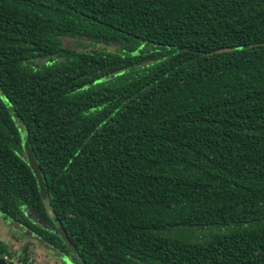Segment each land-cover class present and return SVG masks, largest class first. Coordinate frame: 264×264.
Wrapping results in <instances>:
<instances>
[{
    "label": "trees",
    "instance_id": "obj_1",
    "mask_svg": "<svg viewBox=\"0 0 264 264\" xmlns=\"http://www.w3.org/2000/svg\"><path fill=\"white\" fill-rule=\"evenodd\" d=\"M0 96V212L80 264H264V0H0Z\"/></svg>",
    "mask_w": 264,
    "mask_h": 264
},
{
    "label": "flooded vegetation",
    "instance_id": "obj_2",
    "mask_svg": "<svg viewBox=\"0 0 264 264\" xmlns=\"http://www.w3.org/2000/svg\"><path fill=\"white\" fill-rule=\"evenodd\" d=\"M0 215L3 217L0 218V226L6 229L4 232L0 231V244L7 247L3 252L0 250V258L14 264H80L71 252L74 246L68 235L62 231L59 219H53L51 215H48L51 220L47 223H35L29 219V222L23 224L1 212ZM14 222L22 227V231L13 227ZM9 228L16 234L8 233ZM43 255L47 257V260L42 259Z\"/></svg>",
    "mask_w": 264,
    "mask_h": 264
},
{
    "label": "water",
    "instance_id": "obj_3",
    "mask_svg": "<svg viewBox=\"0 0 264 264\" xmlns=\"http://www.w3.org/2000/svg\"><path fill=\"white\" fill-rule=\"evenodd\" d=\"M110 49L114 50L113 47H111ZM23 145H24L25 158H26L27 162L29 163V165L31 166V168L33 169L34 173L36 174V177H37V180H38V183L40 186V191H41L43 198L47 199L46 184H45L43 177L41 175L38 162H37L32 150H31L29 139L26 136L24 138ZM12 225L16 230L22 231V227L17 225V223L14 222ZM28 234L30 235V233H28ZM39 241L41 243H43L42 240H39ZM0 264H14V263L7 262L6 259L0 258Z\"/></svg>",
    "mask_w": 264,
    "mask_h": 264
},
{
    "label": "rangeland",
    "instance_id": "obj_4",
    "mask_svg": "<svg viewBox=\"0 0 264 264\" xmlns=\"http://www.w3.org/2000/svg\"><path fill=\"white\" fill-rule=\"evenodd\" d=\"M0 218H3L1 215H0ZM0 231H2V232H4V231H6V229L5 228H3L2 227V225L0 226ZM10 232V234L11 233H13V234H16L14 231H12L10 228H9V231H8V233ZM2 235V234H1ZM42 259H44V260H47V257L45 256V255H43L42 256ZM64 262H67L66 260H63ZM53 264H57V263H53ZM69 264V263H68ZM71 264V263H70Z\"/></svg>",
    "mask_w": 264,
    "mask_h": 264
},
{
    "label": "snow or ice",
    "instance_id": "obj_5",
    "mask_svg": "<svg viewBox=\"0 0 264 264\" xmlns=\"http://www.w3.org/2000/svg\"><path fill=\"white\" fill-rule=\"evenodd\" d=\"M0 99L4 100V101H5V103H7V100H6V98H5V97H3V96H0Z\"/></svg>",
    "mask_w": 264,
    "mask_h": 264
}]
</instances>
